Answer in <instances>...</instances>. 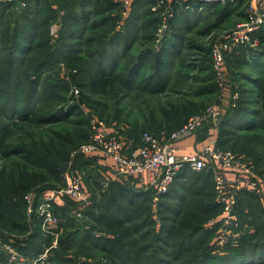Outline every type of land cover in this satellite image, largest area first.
Returning a JSON list of instances; mask_svg holds the SVG:
<instances>
[{
  "label": "trees",
  "instance_id": "obj_1",
  "mask_svg": "<svg viewBox=\"0 0 264 264\" xmlns=\"http://www.w3.org/2000/svg\"><path fill=\"white\" fill-rule=\"evenodd\" d=\"M17 1L23 2H0V53L4 56L0 60V237L28 262H34L43 251L29 245L42 236L43 221L36 215L28 217L26 195L32 193L35 187L40 188L35 203L38 205L43 195L61 188L64 185L62 173L69 163V157L83 143L77 145L78 141L70 139L69 133L65 132H55V138L49 142L32 138L29 142H11L18 133L26 132L27 127L65 123L76 112L81 114L79 106L74 104L51 111L55 104L63 100L57 92L65 89V86L48 83V80L43 83L46 70L50 71L64 62L72 73L76 71L71 75L73 81L92 95H107L108 87L120 84L121 91L111 89V94L115 98L114 119L118 120V124L123 123L120 121L126 115L123 100L157 96L172 88V77H165L164 67L170 64L172 56L181 54V31L196 26L205 15L198 11L201 4L197 5L194 0L183 3L188 8L176 1L167 3L170 11L167 28L160 43H156L162 15L161 11L155 12L151 8L159 3L157 0H132L129 14L123 19V31L118 30L121 16L107 15L123 7L117 0H24L32 6L23 11V15H8L9 9L18 4ZM235 4L229 2L222 10H215L228 15ZM191 5L195 9L189 8ZM18 6L22 8V3ZM144 7L148 9L141 17L140 10ZM60 12H63L62 16ZM244 15L246 20L247 14ZM58 19L61 21L60 32L53 40L51 27ZM213 28L206 29L204 35H208ZM89 29L93 32L92 36L83 43L87 46V53L81 55V50H75V44L83 41ZM113 30L114 34L107 38V34ZM146 31L151 32L146 35L149 37L143 36L144 43L129 53L139 33L143 35ZM254 39L258 41V47L243 46L229 55L232 57V71L244 66L253 70L261 68L264 28L257 32ZM200 49L203 61H210L211 48L200 46ZM152 55L156 58L151 62L153 70H150L148 62ZM127 59V64L121 65ZM210 62L209 68L213 70L212 60ZM244 76L264 90V80L251 79L248 73ZM214 77L216 79L215 74ZM235 83V93L228 97L229 109H225L217 129V145L225 151L243 155L259 175L264 176V101L257 107L253 91L242 87L241 81L235 80ZM215 89L214 86V89L205 90L214 92ZM122 91L124 96L116 98ZM237 94L239 99L233 102L232 98ZM261 94L263 99V91ZM189 97L182 93L178 103H160L159 108L164 115L158 126L159 136L169 138L189 117L207 108L202 104L197 107ZM36 100L39 102L35 104ZM39 104L41 106L32 113ZM108 118L111 120V117ZM116 123L111 127L115 132ZM205 129L208 131V128ZM145 132L136 136L129 133L132 137L123 140L138 144ZM89 137L90 133L84 142ZM11 159H14L17 169H7L5 163L2 164ZM144 189L125 179L112 180L110 192L106 194L108 207L97 215L94 210L102 206L97 204V208L93 207L91 199L87 209L67 196L58 199L53 205V212L59 218V223L53 230L61 229L65 222H70V228L75 227L74 221L81 213L95 224H105L109 235H96V227L92 225V230L79 226L81 229L58 241L48 263L75 264L80 248H74V244L78 242L94 249L93 253L85 250L89 256L96 251L108 256L109 263L104 264H264V211L252 193L243 191L239 195L238 206L243 224L253 228L254 232L247 231L238 246L220 249L216 245L215 230L208 227V221L218 218L222 211L217 203L211 175L184 169L158 200L152 198L151 190ZM113 208L115 212L111 213ZM158 212L161 223L156 225ZM120 214L124 218L118 219L114 225ZM125 224L132 225L120 231L118 228ZM148 225L152 231L150 229V233L145 235L144 229ZM22 234H28L27 238L19 239L18 236ZM134 235L138 236L137 239L132 238ZM149 236H153L152 242H146ZM70 250H73L72 254ZM0 264H7L2 252Z\"/></svg>",
  "mask_w": 264,
  "mask_h": 264
},
{
  "label": "rangeland",
  "instance_id": "obj_2",
  "mask_svg": "<svg viewBox=\"0 0 264 264\" xmlns=\"http://www.w3.org/2000/svg\"><path fill=\"white\" fill-rule=\"evenodd\" d=\"M194 1H196L197 5L201 4V6L198 8V11L199 12L202 11L205 17L196 26L181 31L182 39L179 40L180 42H182L181 54L178 53L175 57L172 56V58L169 59V61L172 60L170 62L171 65L166 64V67H164L163 72L165 73V77L168 76L172 77L173 84H172V88H170V90L172 89V91L169 90L166 91L164 94H160L157 96L149 95L148 97L144 96L143 98L140 99L129 98L127 101L123 100V102L125 103H123L122 105L126 115H124L123 119L120 120L123 123L118 124L116 123L118 120L114 119V116L116 117V112L114 109L115 98L114 95L111 94V89L112 90L118 89L119 91H121V89L119 88L120 84L116 86L108 87L109 93L107 95H92L87 91L85 87L78 86L77 85L78 82L76 80L75 81L77 83L73 81L71 75L76 71L72 73L71 68H68V66H66L64 62L63 63L60 62L54 69L52 68V70L50 71L46 70L45 72L46 74H44V77L42 78L43 83H45L48 80V83L51 84L58 83L59 86H63V85L65 86V89H61L60 91L57 92L58 95L63 98V100L59 104H55L51 108V111H54V109L58 110L63 107L66 108L67 105L69 106L74 104L79 106L78 108L81 114L76 112L77 114L72 116L70 120L65 123L45 125V126L34 125L32 128L27 127L26 132L18 133L15 137L12 138L11 142L12 143H18L20 141L29 142L31 138L35 139L36 141L49 142L51 138L54 137L55 132L57 133L65 132V133H69V135L71 136V137L69 136L70 139L74 138L75 140L78 141L76 143L77 145L82 142H83L82 144H84L86 143V141L84 142V140L87 139L85 137H88L89 133H91V120L93 118H100L109 128L113 127L114 123L118 124V126L115 127L117 129L116 133L121 135L122 139L131 138L132 135H130L129 133H135L133 134V136H136L137 134L140 135L142 132L146 130L147 132H145L143 136L145 134H151L153 136L155 135V137H158L159 139L166 140L167 138L159 136V132H157L159 130L158 128L159 122H162L164 115V113H162L160 110L161 108H159L160 103L165 104L166 102L164 101L178 103V101H180L179 97L182 95V93H184L190 96L189 99H191L193 103L197 105V107L200 106L201 104L205 105V107H209L210 105L213 104H218L221 105L222 107H224L223 105H226L227 107L226 110H228L229 109L228 97L231 96L232 93H235L234 92V88H235L234 85H236L235 80L238 82L241 81L242 83L240 84H242V87H244L247 91L249 90L253 91L254 97L257 100L256 106L260 107L262 101H264V95H263V99L261 97L262 95L261 93L263 91L264 94V90L263 88L261 89L260 87H256L254 82L250 81V79L247 80L244 74L248 73L249 76H251V79L257 78L260 81L264 80V56H260L261 57L260 62L262 66L261 68H258V70H253L248 66H244L240 68L238 71L231 70L230 61L232 60V57L228 56L225 61V71H226L225 86L224 88H221L214 77L212 68H209L211 63L210 61L212 60V53L211 55H209L210 61L204 62L200 49V46H205V47H210L212 51V46L223 40L224 32L231 31L235 29L238 24L246 21L245 20L246 15H244L246 14V4L244 3L245 1L243 2L241 0H219L214 2H207L206 0H194ZM229 2L232 4L236 2V4L234 5V8L231 9V11H229L228 15H226V12L223 11L219 12L215 10L216 8L222 10L226 5H229ZM17 3L18 4H15L13 7L9 9L8 15L9 14L18 15V13H20V15H23V11L29 9L32 6V5L30 6V4L26 3L24 0L23 2L17 1ZM21 3H22V8L18 6V5L21 6ZM183 3L184 2H180L181 4L180 6L188 8ZM32 4L34 5V2ZM196 4L194 3V5ZM156 8L159 12V8L157 6ZM189 8L193 10L195 9V6L191 5ZM147 9H148L147 7H144L143 9L140 10L141 17L144 15ZM129 10H128V14H129ZM151 10L154 11L152 8ZM59 15L62 16L63 12H60ZM107 15L110 17H117V18L118 16H121L122 20L120 18V21L118 23V30L123 28L122 26L124 25L122 23L125 17L124 7L114 9L108 12ZM21 21L24 20L22 19ZM59 21L60 20L58 19L57 22L53 23L51 27L50 34L53 37V40H56V37H58L60 32L59 23L61 21L60 22ZM115 26H117V24H115ZM212 26H214L212 31L208 35L207 34L204 35L206 29H210ZM54 28L56 29L55 33H53ZM1 29L2 28L0 27V36H1ZM121 31H123V29H121ZM114 32H115L114 30L110 31L107 34L108 35L107 38H111ZM92 33L93 32L91 31V29H89L86 32L83 41L77 42L75 44L76 45L75 50H81L82 52L81 55H85L87 53L86 52L87 46L83 45V43L84 40L86 41L87 38L92 36ZM148 33L151 32L146 31L143 33V35L142 32L139 33V38L137 39V41L134 42L132 46V50L129 53H133L138 49L141 43H144L143 36L149 37L146 36L148 35ZM122 34L123 36L126 35V33H122ZM161 40L162 37L157 35L156 43H160ZM261 50L264 52V47L261 46ZM263 52H258V53L262 54ZM33 53L34 52L29 54V56L32 55ZM2 57L4 56L0 53V60L2 59ZM155 58L156 56L152 55L151 61L148 62L149 68H151L150 70H153L151 62ZM98 59L96 61H98ZM127 61L128 59L123 60L121 62V65L127 64ZM214 86L216 87L214 92H212V90L209 92L206 91L207 89H214ZM76 90L78 91V94H76L75 92ZM198 93H202V94L198 95ZM121 96H124L123 91L119 94V96H116V98ZM237 96L239 99L238 94ZM161 99L164 103L161 102ZM38 102L39 101L36 100L35 104ZM40 106H41L40 104L37 105L32 113L36 112V110ZM152 108L155 109L157 108V109L155 111H150ZM108 116L111 117L112 121L108 118ZM141 141L142 139L140 140V142H138V144H141ZM15 159L18 160L19 158H15ZM70 159L71 158L69 157V160ZM3 163H5L7 169H10L12 167L13 168L15 167L17 169V165L14 163V159H11L9 161H4L2 162V164ZM72 170L78 175H80L81 178L83 179V183L85 186V196H86V201L83 204V205L86 204L85 208L87 209L91 199L93 203L92 206L94 205L93 207L97 208L99 206L97 204H100L102 206L101 208H98V210L97 209L94 210V213H96V215L102 211H105L106 207H108L107 206L108 196H106V194L110 192L109 191L110 182L105 181L104 179L105 173L97 165L96 160L92 159L88 155L87 156L79 155L73 159ZM39 193H40V188L35 187L32 193L26 195V198L31 194L33 195L32 198L34 203H36L37 195ZM43 196L40 198V200L43 198ZM152 198L155 200L154 196H152ZM117 202L120 203L119 200H117ZM110 212L114 213L115 209L113 208L112 210H110ZM120 215L121 216L117 217L116 220L113 222L114 225L117 224L118 219L124 218L122 214ZM159 215L160 214L158 212V215L155 216L156 225L161 223V219ZM212 219L213 218H211L210 220ZM74 223L76 224V226L75 227L73 226L72 228L69 227L70 222H65L64 226H62V228L58 230H52L51 228L48 227H46L45 229L42 228V233H43L42 236H39V239L37 241L29 245V247L35 246L36 249H42L43 252L37 256L39 258L38 262L40 264H51V261L48 263V260L51 257V251L55 249V248L51 249L53 245L52 241H54L55 238H57V241H59L60 239H62V237L64 236L67 237L69 236L70 233L76 232L79 229L84 228V226L86 227V230H92L90 225L96 227L95 228L96 235L99 236L103 235L104 237H107L109 235L106 230V227L104 226L105 224H95L91 220V218L90 219L85 218L83 215H81L80 217L79 216L76 217ZM131 225L132 224H125L123 227H120L118 229L121 231L126 227H130ZM150 229L152 231L150 225H148L144 229L145 235L150 233ZM54 234L58 235V237H55ZM27 236L28 234H22L18 237L19 239H26ZM137 237H138L137 235L132 236L133 239H137ZM152 237L153 236H149L146 242H152ZM78 247L80 248V251L79 254L76 256L75 264H100V263L104 264L106 262L109 263L107 259L108 256L104 255V253H100L96 251L94 252V254H92V256L86 254L85 250L86 252L93 253L94 249L90 248L85 243L80 244L76 242L74 244V248H78ZM46 250H49L47 257L45 259L40 258V256L43 255V253ZM69 253L72 254L73 250H70Z\"/></svg>",
  "mask_w": 264,
  "mask_h": 264
},
{
  "label": "built area",
  "instance_id": "obj_3",
  "mask_svg": "<svg viewBox=\"0 0 264 264\" xmlns=\"http://www.w3.org/2000/svg\"><path fill=\"white\" fill-rule=\"evenodd\" d=\"M11 1L0 0V2ZM117 1L123 5L126 17L132 1ZM157 1L159 3L152 9L156 11L157 6L161 11L162 24L158 31L161 37L167 28L166 21L170 12L167 3L186 2L187 0ZM244 3L246 4V21L238 24L235 29L224 32L223 40L212 46L213 71L221 88L225 86L226 58L243 46L258 47V41L254 37L264 26V0H245ZM55 31L54 28L53 33ZM75 92L78 94L77 90ZM237 99V95L232 98L233 102ZM224 112L225 109L221 105H210L202 113L191 116L166 140L145 134L141 144L123 140L100 118H93L89 140L71 153V159L63 171L64 185L45 194L38 205H35L33 195L30 194L26 198L27 215H36L38 219H42L43 229L48 227L53 230L59 223V218L53 212V205L58 199L67 196L77 205L83 206L86 201L85 186L81 176L72 170L73 159L79 155H99L113 164L114 174L104 177L105 181L137 180L142 187L152 191L155 200L170 189L184 169L193 173L211 175L217 203L222 211L218 218L208 222V227L210 230H215V241L218 248L238 246L247 231L254 232L253 228L243 224L238 206L239 195L243 191L252 193L258 198L264 211V176L259 175L255 167L243 155L221 150L217 145L218 139L205 145L195 156H179L175 146L179 140L205 128H208V131L218 129ZM78 216L80 217L81 213H78ZM54 236L58 237L55 234ZM57 245L58 241L55 238L51 249L56 248ZM0 252L5 254L7 264H36L39 261L37 259L34 262H28L29 260L18 250L4 243L1 238ZM48 252L49 250H46L40 258L45 259Z\"/></svg>",
  "mask_w": 264,
  "mask_h": 264
},
{
  "label": "crops",
  "instance_id": "obj_4",
  "mask_svg": "<svg viewBox=\"0 0 264 264\" xmlns=\"http://www.w3.org/2000/svg\"><path fill=\"white\" fill-rule=\"evenodd\" d=\"M224 109H226V105H223ZM219 137V133L217 129H210L209 131H206V129L202 131H198L197 133L179 140L177 143H175V146L177 148V154L179 156H195L198 154V152L209 143L213 142L214 140H217ZM219 147V146H218ZM220 148V147H219ZM221 149V148H220ZM223 150V149H221ZM225 151V150H224ZM92 159H95L97 162V165L101 168V170L105 173V177L114 174V169L112 168V163L103 159L99 155H91L89 156ZM122 180V179H120ZM132 185L135 184L137 187H142L137 180H127ZM61 204V202H59ZM43 228V226H42Z\"/></svg>",
  "mask_w": 264,
  "mask_h": 264
}]
</instances>
